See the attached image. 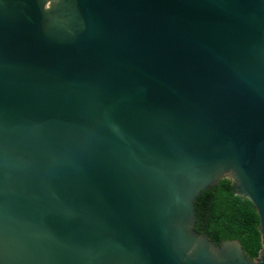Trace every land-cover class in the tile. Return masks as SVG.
Instances as JSON below:
<instances>
[{"label":"water","instance_id":"obj_1","mask_svg":"<svg viewBox=\"0 0 264 264\" xmlns=\"http://www.w3.org/2000/svg\"><path fill=\"white\" fill-rule=\"evenodd\" d=\"M0 264H264V0H0Z\"/></svg>","mask_w":264,"mask_h":264},{"label":"trees","instance_id":"obj_2","mask_svg":"<svg viewBox=\"0 0 264 264\" xmlns=\"http://www.w3.org/2000/svg\"><path fill=\"white\" fill-rule=\"evenodd\" d=\"M194 230L215 245L225 240H238L245 255L253 260L262 247L259 217L253 204L235 194L233 181L219 180L202 191L195 200Z\"/></svg>","mask_w":264,"mask_h":264}]
</instances>
